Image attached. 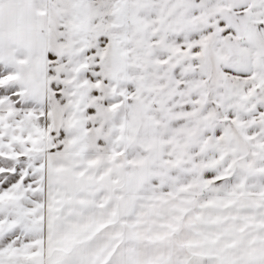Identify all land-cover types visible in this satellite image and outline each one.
<instances>
[{"label": "snow or ice", "instance_id": "snow-or-ice-1", "mask_svg": "<svg viewBox=\"0 0 264 264\" xmlns=\"http://www.w3.org/2000/svg\"><path fill=\"white\" fill-rule=\"evenodd\" d=\"M0 264H264V0H0Z\"/></svg>", "mask_w": 264, "mask_h": 264}]
</instances>
